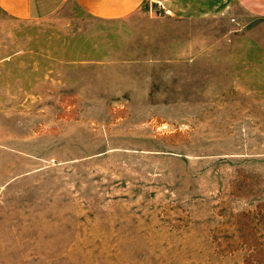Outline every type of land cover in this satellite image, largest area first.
Segmentation results:
<instances>
[{
	"label": "rangeland",
	"instance_id": "obj_1",
	"mask_svg": "<svg viewBox=\"0 0 264 264\" xmlns=\"http://www.w3.org/2000/svg\"><path fill=\"white\" fill-rule=\"evenodd\" d=\"M248 6L0 11V264H264V12Z\"/></svg>",
	"mask_w": 264,
	"mask_h": 264
},
{
	"label": "crops",
	"instance_id": "obj_2",
	"mask_svg": "<svg viewBox=\"0 0 264 264\" xmlns=\"http://www.w3.org/2000/svg\"><path fill=\"white\" fill-rule=\"evenodd\" d=\"M68 1L91 18L114 21L134 14L148 1H155L174 18L202 19L216 12L228 0H0V11L18 21H39L56 13ZM234 1L247 9L251 8L248 6L251 1L255 2L256 11L264 12V0Z\"/></svg>",
	"mask_w": 264,
	"mask_h": 264
}]
</instances>
